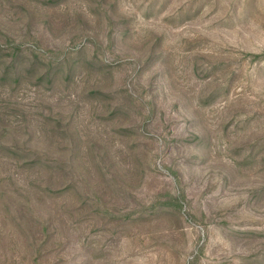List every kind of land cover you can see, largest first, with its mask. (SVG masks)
<instances>
[{"label": "rangeland", "instance_id": "374dc122", "mask_svg": "<svg viewBox=\"0 0 264 264\" xmlns=\"http://www.w3.org/2000/svg\"><path fill=\"white\" fill-rule=\"evenodd\" d=\"M13 60L0 264H264V0H0Z\"/></svg>", "mask_w": 264, "mask_h": 264}, {"label": "trees", "instance_id": "16d2710c", "mask_svg": "<svg viewBox=\"0 0 264 264\" xmlns=\"http://www.w3.org/2000/svg\"><path fill=\"white\" fill-rule=\"evenodd\" d=\"M0 64H5V68L3 69V73H2V78H8V76L12 73L13 78L16 82H18L19 80V84H20V78L21 75L19 73L14 72V60L12 62H2L0 61ZM40 61L38 59V54L34 53L33 55V59L30 60V65H29V73H32L34 71H36L39 67ZM53 69L52 67H48L47 69H45L44 73H42L40 75V77L38 78L40 81H44L47 80L52 81L53 79ZM18 76V77H17ZM42 162H39V164H41Z\"/></svg>", "mask_w": 264, "mask_h": 264}]
</instances>
